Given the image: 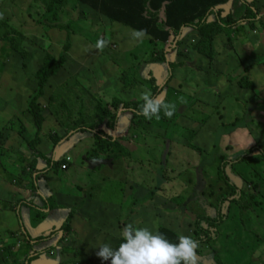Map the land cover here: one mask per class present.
<instances>
[{"label":"rangeland","instance_id":"rangeland-1","mask_svg":"<svg viewBox=\"0 0 264 264\" xmlns=\"http://www.w3.org/2000/svg\"><path fill=\"white\" fill-rule=\"evenodd\" d=\"M246 2L253 5L258 16L256 22L242 23L243 29L237 33L227 30L233 36L231 40L225 34L213 38L210 52L214 61L211 62L191 51L190 46L198 37L189 30L183 32L177 48L172 39L164 46L152 45L146 37L133 39L132 30L111 25L72 1L59 6L51 0H0V38H4L0 41V130L11 131L3 137V142L7 140V145L14 147L20 142L19 151L26 158L21 160L17 154L0 158V176L5 171L6 175L16 177L13 164L21 169L27 165V144L16 132L22 127L23 138L33 140L35 136L36 127L28 114V103L37 91L33 74L42 66L46 54L65 61L58 74L49 79L44 97L38 99L44 117L41 142L46 147L36 149L44 153L53 150L48 137L61 136L57 122L67 114L66 121L72 126L80 117V106L86 127L93 130L67 133L66 139L57 144L58 150L55 148L47 165L48 172L41 179L42 182H63L58 184L57 191L63 187L61 190L71 202L65 201L62 206L76 207L70 228L61 234L63 239L55 234L57 241L52 237L50 244L42 245L45 249L55 243L69 250L56 248L49 258L59 259L60 264H110V260L104 261L96 255L99 246L110 243L114 248L128 223L146 226L154 232L165 227L178 236H192L195 217L207 214L209 204L217 203L218 197L227 191L225 182L217 179L219 156L243 158L247 150L264 146V0ZM229 3L222 16L231 11L236 15L244 11L242 1ZM101 37L110 41L102 51L95 47ZM67 42L70 47L66 52ZM162 49L167 50L168 59L182 64L167 81L166 90L171 88V96L166 97L167 91L159 96L177 106L181 116L176 124L153 118L137 125L130 116L121 114L117 126L123 130L115 135L108 124L96 123L92 112L94 101L99 99L107 105L113 99L142 101L141 92L145 87L141 78L147 72L155 74L159 85L164 81L165 67L150 59L151 53L156 55ZM251 52L258 56V63L251 65L247 61L248 66H243ZM242 77L255 84L259 92L240 90L237 82ZM53 88L55 101L49 103L47 99ZM60 103H64V110H58ZM56 111L59 119L54 116ZM238 120H244L247 128H238L243 127ZM12 123H17L15 133L8 129ZM98 131L108 137L115 136L119 146L107 148L113 150L101 153L96 159L108 160L111 165L89 169L88 162L94 159L90 153L96 144L95 136H100L93 132ZM186 141L198 151L182 147ZM181 143L184 144L181 146ZM66 157L70 159L69 172L60 170ZM232 170L243 180V191L257 195L254 202L264 212V157L260 151L252 153L248 162L243 160L234 165ZM67 182L73 186H67ZM236 182L240 181L236 178ZM50 191L54 197L55 190ZM150 192H153L152 199L148 197ZM227 204L222 206L223 211ZM253 207L255 211L232 208L233 218L220 227L223 236L197 249V264H243L252 249L255 264H264L263 235L261 244L252 246L244 234L257 240L258 236L253 234H259L258 229L264 231V214ZM213 213L209 211L211 216ZM0 237V241L7 239L13 244V238L2 234Z\"/></svg>","mask_w":264,"mask_h":264},{"label":"trees","instance_id":"trees-1","mask_svg":"<svg viewBox=\"0 0 264 264\" xmlns=\"http://www.w3.org/2000/svg\"><path fill=\"white\" fill-rule=\"evenodd\" d=\"M66 1H72L78 5H82L88 8L111 25H121L132 31L146 29L147 35L145 37L147 38V41L152 45L157 44L164 46L167 45L172 39L173 45L175 46V48H177L182 41L183 32L185 30H189L198 37L197 41L190 46L191 51L195 54L200 55L203 58H208V61L211 62L214 61L213 53L210 52L213 47V38L220 34H225V36H227V40H231L233 36L230 35V32L227 33V30H231V32L233 31L232 33L242 31V23L256 22L258 17L257 14L253 11V5L246 2V0H240L242 1V6L244 8V11L242 13L236 15L231 11L226 16H222L224 12L223 8L226 7L231 0H51L53 4L59 6H62ZM210 18H212L213 21H209ZM234 36L237 37V35ZM3 39L4 38L1 37L0 41ZM69 47L70 44L69 42H67L64 46L66 52L69 50ZM166 52L167 50L162 49V51L160 50V52L156 55H154L153 53L150 54L151 61L157 62L165 67L166 77L164 81L159 85V79H157L154 73L150 72L146 73V77L141 78L142 85L145 88L149 89L152 92L153 96L156 97L164 95L166 91V97L169 98L171 96V93L173 92L172 90H170L171 88H168L166 90V87H168L167 81L171 79L174 69L179 68L182 65L180 63L172 61V59H168L165 55ZM257 57V55H254V53L251 52L250 57H247L245 59L246 61H243V66L248 64L247 61H250L251 65L253 63H258ZM64 61V58H59L58 60H55L54 57L49 54H46L42 60V66L35 74H33L37 91L36 95H34L28 103V114L33 119L34 125L36 127V133L33 140L31 141H26L23 138L22 127H20L16 133L18 136L22 137V141L26 142L27 148L35 153H32L34 159H36V157L38 156V152L35 150L37 145L40 143L39 135L42 129L44 119L41 112L42 108H40L38 104V99L44 97V88H46V85L48 86L47 83L49 79L55 77L58 74L59 69L62 67ZM243 69L245 70L246 67H243ZM237 86L240 90L250 89L254 90V92H259L256 89V85L253 83H249L246 77H242L237 82ZM54 89L55 88H53L52 93H50L48 97L49 100L47 99L49 103L55 101V99L53 98L54 96L52 95L54 94ZM168 98H166V100L164 99L165 102H167ZM94 102L95 104L92 109V112L95 113V122L106 123L108 124L109 128H116L117 123L120 120L119 115L121 114H126L130 116V120L132 122H136V124L139 122L147 121L146 118L139 114V107L143 103V101L122 102L117 99H113L110 105L103 103L99 99ZM180 103L184 105L183 102ZM57 108L58 110H64L66 107L64 106V103H60L58 104ZM79 110L80 117L79 119H77L76 122L73 123L72 126L68 121H66L67 114L63 115L57 122V124L62 130L61 136H57L54 134L48 137V139L50 138V142L53 144V150L56 148L57 144L61 140L66 139L65 137H67V133H69L70 131H72V134L83 132L86 130H89L91 132L93 131L89 126L86 127V119L83 118L82 115V106H80ZM117 111L118 113H120L117 114ZM57 113L58 112L56 111L54 116L56 119H59ZM180 116L181 114L178 113L176 106V111L171 118L165 117L163 113H161V119H159V121L162 122V120H164L163 122H168L169 124L174 125L176 124V121ZM238 121H240V124H242L241 126H243L238 128H247V123L245 125L244 120ZM238 121L235 123V125L239 123ZM16 124L12 123L10 126L11 128L9 127L8 129L14 131ZM93 133V135L99 134L100 136H95L96 144H94L95 147L90 153L94 157L93 160H91L90 158L92 162L96 161V159L101 153L106 152L108 150H113L107 148H116L117 146H119V141L112 139L111 136L108 137L101 131ZM185 143L186 144L181 143V146L184 144V146L182 147H187L188 150L198 151L196 146L192 145L189 141H186ZM2 145L3 136L0 131V155L5 153V150H3ZM212 147L214 151L217 150L215 144L212 145ZM223 149H226V151L228 150L227 146H224ZM257 150H259L262 156L264 157V146H256V148H253L249 151L247 150L243 158H233L232 156H219V162L217 164V179L225 182L227 186V191L223 193L220 197H218L217 203L209 204L208 208L206 209L207 214H203L201 216L197 215L195 217L192 237L199 241V246L204 244L211 245L213 242L216 241V239L218 240L219 237L221 238L223 236L220 233V227L223 226L226 221L233 218L234 214H232V208L234 206H236L239 211H255V209H253V206H255L259 213L264 214V212L262 211L263 209L260 207V204L254 202V198L257 195H247L245 190L243 191V189H238V187L235 185V183L232 181L228 174V171H230L235 178H239L232 170L234 168V165L241 163L243 160L248 162L249 156ZM38 157L40 158V155ZM206 161L209 162V158H207ZM163 178L164 177L162 176V179ZM239 180L243 183L242 179L239 178ZM213 194H215V192H213ZM152 195L153 192L148 193V197L150 199H152ZM225 203H229V206L226 207V212L223 214L222 206ZM32 209H34L40 215L46 210H48L44 209L43 212L40 213L41 211L39 208L32 207ZM210 210L214 211V216H211V214H209ZM241 224H243V220H241ZM156 231L163 233L171 242L178 243L179 236L173 230L165 227H159ZM257 232H259V234H253L254 237L258 236L257 240H255L252 236L244 232L247 241L252 246H256V244H261L259 242L260 240H262L260 236L263 235L264 237V231L258 229ZM42 240L43 238H38L36 241L38 242ZM121 242L122 239L119 238L114 248H117ZM52 247L45 248L40 252H37L35 255H33L34 253L31 254L32 256L28 257L25 263L29 264V261H31H28L29 258L34 259L42 254H47L52 249ZM250 251L252 252H250L249 257H247L248 261L244 262L243 264H255V262L257 263V261H254V259L252 258L254 250L252 249Z\"/></svg>","mask_w":264,"mask_h":264},{"label":"crops","instance_id":"crops-1","mask_svg":"<svg viewBox=\"0 0 264 264\" xmlns=\"http://www.w3.org/2000/svg\"><path fill=\"white\" fill-rule=\"evenodd\" d=\"M1 133L5 138L11 131H1ZM12 133L15 132L12 131ZM42 137V135H39L40 143L37 145L39 149H44V147H46L44 142H41ZM31 140L32 138L26 141ZM64 140L65 139H63L62 142ZM62 142L60 144H62ZM7 144V140L3 142L2 148L5 150V153L1 154L0 158L3 159L5 155L17 154L19 159H21L23 152L19 151L21 147H19L20 142L17 147H14V145L8 146ZM54 150H49V152L44 153L36 149L35 151L38 152L40 158L37 156L36 159H34L32 155L34 152L28 149V152L26 151L28 154L27 165L21 169L13 164L12 172H16V177H14L13 174L11 176L6 175V172L2 171L3 177L0 176V234L13 238V244L10 245L9 242L6 241L7 239L5 241H0V264H26V259L32 256L31 254L34 253L33 255H35L37 252L44 249L42 245L52 242V237L54 238L53 241H57L55 234L61 236L63 231L65 232L67 228H70L69 222L75 217L73 211L76 207L68 209L62 206L65 201H69L67 195L61 190L63 187H59L60 189L57 191L58 184H63V182L41 181L48 172L47 165L54 154ZM56 150H58V148H56ZM5 158L7 159L8 157ZM24 159L26 158H22L21 160ZM10 162L13 163V160L11 159ZM61 164L65 163L61 162ZM66 165L67 168L65 170H60L69 172L70 163ZM37 178H39L38 182L36 181ZM67 186L72 187L73 185L71 182H67ZM47 188L50 189L46 191ZM50 190H55L54 197L50 195ZM59 194L61 195L59 196ZM70 197L72 196L70 195ZM32 207L39 208L41 211L40 213H42L44 209L48 210L40 215L32 209ZM60 236L59 238L63 239V235ZM38 238H43V240L37 242L36 240ZM55 245V243H52L50 246L54 247H52V250L47 254H42L32 259L29 261V264H60L59 259L49 257L56 248L64 252L69 250V248H60ZM8 255L13 257V259L10 260Z\"/></svg>","mask_w":264,"mask_h":264},{"label":"clouds","instance_id":"clouds-1","mask_svg":"<svg viewBox=\"0 0 264 264\" xmlns=\"http://www.w3.org/2000/svg\"><path fill=\"white\" fill-rule=\"evenodd\" d=\"M146 35V29L132 31L136 40ZM109 43L107 38L101 37L95 47L102 51ZM141 100L139 114L149 120L161 119V113L171 118L176 111L174 103L153 96L147 88L141 92ZM121 239L117 248L110 243L101 244L96 255L104 261L110 260L111 264H197L199 241L191 235L181 234L178 243H173L159 231L128 223L121 230Z\"/></svg>","mask_w":264,"mask_h":264},{"label":"water","instance_id":"water-1","mask_svg":"<svg viewBox=\"0 0 264 264\" xmlns=\"http://www.w3.org/2000/svg\"><path fill=\"white\" fill-rule=\"evenodd\" d=\"M230 4V3H229ZM229 6V5H228ZM225 10V8H223ZM123 130V128L119 126H116V128L114 129V132H115V135L118 134V132H121ZM113 139H115V136H111ZM99 165H111V162L108 161V160H99V161H95V162H91L89 161L88 162V166H89V169H94L96 168L97 166ZM228 174L230 176V178L232 179V181L235 183V185L238 187V189H242L243 187V183L239 180V178H237L240 182H236V178L230 174V171H228ZM229 206V203L227 204ZM227 206V207H228ZM224 209V208H223ZM226 211L224 210L223 211V214L225 213Z\"/></svg>","mask_w":264,"mask_h":264},{"label":"built area","instance_id":"built-area-1","mask_svg":"<svg viewBox=\"0 0 264 264\" xmlns=\"http://www.w3.org/2000/svg\"><path fill=\"white\" fill-rule=\"evenodd\" d=\"M69 162H70V159H69L68 157H66V158L64 159V163H65V164H61V165H60V169H61V170H65V169L67 168V165H66V164L69 163Z\"/></svg>","mask_w":264,"mask_h":264}]
</instances>
